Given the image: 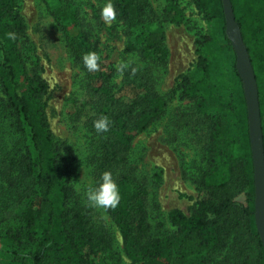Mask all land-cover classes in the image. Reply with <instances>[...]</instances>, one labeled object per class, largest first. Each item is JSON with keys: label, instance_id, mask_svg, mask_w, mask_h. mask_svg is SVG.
<instances>
[{"label": "trees", "instance_id": "obj_1", "mask_svg": "<svg viewBox=\"0 0 264 264\" xmlns=\"http://www.w3.org/2000/svg\"><path fill=\"white\" fill-rule=\"evenodd\" d=\"M21 2L0 0V239L17 247L10 264H94L95 257L112 249L114 236L93 221L91 208L75 188L82 160L51 128L50 87ZM192 2L233 51L223 0ZM231 2L258 83L264 135V0ZM112 11L129 30L145 29L154 16L150 0H113ZM53 14L95 98L87 104L93 113L84 121L87 163L93 185L110 171L120 187L118 206L104 209L132 264H264L243 83L235 67L240 87L228 96L217 93L212 80L217 35L196 40L200 78L181 75L164 95L156 75L157 66H166L169 59L163 31L141 33L128 43L126 52L137 54L146 66L118 67L106 63L98 47L86 42L71 3L62 0ZM9 32L14 40L8 39ZM89 52L99 57L94 71L83 64ZM177 96L192 102L178 124L190 127L199 145V160L184 174L192 176L200 195L190 215L170 213L174 234L158 235L151 222L147 181L130 165L129 156L136 138L163 117ZM85 109L83 105L70 113L71 121L77 123ZM101 116L111 124L107 132L98 133L94 121ZM10 117L13 124L6 131ZM242 195L243 202L238 200ZM18 219L21 224L14 227ZM223 252L227 257L216 262Z\"/></svg>", "mask_w": 264, "mask_h": 264}, {"label": "rangeland", "instance_id": "obj_2", "mask_svg": "<svg viewBox=\"0 0 264 264\" xmlns=\"http://www.w3.org/2000/svg\"><path fill=\"white\" fill-rule=\"evenodd\" d=\"M61 1L21 2V13L28 27L29 37L37 49L44 68L42 75L50 87L48 114L51 128L82 160L75 188L85 205L91 208L89 210L93 221L104 224L114 236L112 249L95 257L94 264H132L115 223L104 208L90 205L86 198L87 187L93 185V178L87 163L90 149L84 121L93 113V106L87 104L95 98L87 88L85 70L75 61L67 36L54 17L53 13ZM65 1L71 3L76 11L86 42L96 45L100 56L108 64L114 63L118 67L131 64L146 66L137 54L126 52L128 43L136 40L141 33L163 31L169 59L166 66L158 65L156 68L160 94L170 93L181 75H190L193 81L200 78L196 40L201 35L212 34L217 35L213 48L217 51L216 59L212 66V80L217 93L228 96L240 87L235 72L237 56L234 48L232 51L224 38L217 34L214 25L205 21L192 0H150L154 16L145 29L139 30H129L115 15H107L108 11H112L113 0ZM121 78L119 76L116 82L120 84ZM83 105L86 106L83 115L77 123H73L70 113ZM191 105V101L181 99L180 96L171 100L163 117L136 138L129 156L130 165L137 169L140 178L147 181L151 222L158 235L174 234L177 229L170 221V213L181 210L190 215L200 195L192 176L184 174L186 167L199 160V145L191 128L178 124L181 114ZM11 123L13 124V120L10 117L4 125L6 131ZM11 139L15 142L17 136L14 135ZM238 200L243 202V195ZM20 224L21 220L18 219L14 222V227ZM0 250V264H10L17 247L0 239ZM22 250L23 253L27 252L24 248ZM224 257H227L225 252L216 255L214 260L218 262Z\"/></svg>", "mask_w": 264, "mask_h": 264}, {"label": "water", "instance_id": "obj_3", "mask_svg": "<svg viewBox=\"0 0 264 264\" xmlns=\"http://www.w3.org/2000/svg\"><path fill=\"white\" fill-rule=\"evenodd\" d=\"M226 34L237 56V72L243 82L248 109L249 135L254 163L256 223L264 244V135L258 83L231 0H223Z\"/></svg>", "mask_w": 264, "mask_h": 264}, {"label": "clouds", "instance_id": "obj_4", "mask_svg": "<svg viewBox=\"0 0 264 264\" xmlns=\"http://www.w3.org/2000/svg\"><path fill=\"white\" fill-rule=\"evenodd\" d=\"M110 7V6H109ZM109 17L114 16L112 11H108ZM8 39L14 40V33L6 34ZM85 68L89 71H94L98 67L99 57L95 52H89L82 57ZM111 124L110 119L107 116H101L98 120L94 121V128L98 133L107 132ZM79 187V182L77 183ZM86 198L90 205L97 208H115L118 206L121 200L120 187L116 183L112 172L105 171L101 174L100 178L94 185L87 187Z\"/></svg>", "mask_w": 264, "mask_h": 264}]
</instances>
